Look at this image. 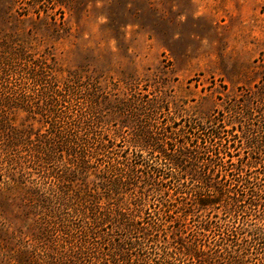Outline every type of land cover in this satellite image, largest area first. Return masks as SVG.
<instances>
[{
  "label": "rangeland",
  "instance_id": "obj_1",
  "mask_svg": "<svg viewBox=\"0 0 264 264\" xmlns=\"http://www.w3.org/2000/svg\"><path fill=\"white\" fill-rule=\"evenodd\" d=\"M0 43L11 46L1 49L4 56L22 50L32 59L29 65L17 62L21 71L9 76L8 85H28L23 69L35 61L65 96L60 113L75 117L88 112L85 93L90 86L114 99L123 97L128 85L171 100V113L163 111L153 121V130L167 136L211 128L234 131L241 141L236 153L242 156L252 149L241 130L247 133L249 127L251 135L264 137L259 126L264 123V0H0ZM67 87L75 94L64 91ZM248 107L251 119L241 115ZM100 109L103 119L90 122L88 130L120 129V119ZM167 113L177 124L167 120ZM207 115L215 117L213 125ZM2 116L29 132V146H44L41 142L53 137L41 114L14 109L0 110ZM190 118L202 126L189 124ZM133 130L122 127L110 145L126 148L124 139ZM12 136L17 137L11 131L0 133V264H78L80 255L87 258L97 247L107 251L100 235L111 239L124 232L93 228L88 216L79 215L75 197L82 181L62 184L46 177L41 165L2 162L4 144ZM22 154L29 153L25 149ZM55 154L48 167L65 174V153ZM260 159L264 163V154ZM252 169L264 173V167ZM68 186L72 191L64 193Z\"/></svg>",
  "mask_w": 264,
  "mask_h": 264
},
{
  "label": "trees",
  "instance_id": "obj_2",
  "mask_svg": "<svg viewBox=\"0 0 264 264\" xmlns=\"http://www.w3.org/2000/svg\"><path fill=\"white\" fill-rule=\"evenodd\" d=\"M2 48L11 46L0 43V110L41 114L53 134L52 142L29 146L33 143L29 132L2 116L0 133L17 135L4 144L2 162L41 165L46 177L58 178L62 184L80 179L82 188L75 197L79 215L88 216L93 228L124 232L111 239L100 235L99 243L107 251L97 247L87 258L80 255L78 264H264V173L253 174L252 169L264 167L260 161L264 137L251 135L249 127L247 133L241 130L252 149L242 156L236 153L241 141L235 140L239 136L234 131L224 134L211 128L167 136L153 130V121L163 111L171 113V100L154 95L149 88L136 90L128 85L123 97L114 99L97 85L90 86L85 93L88 112L75 117L60 113L65 96L35 61L31 69H23L28 85H8L9 76L21 71L17 62L24 60L29 65L32 59L22 50L4 56ZM64 91L75 94L71 87ZM101 107L111 111L110 118L120 119V129L134 128L131 137L123 136L126 148L117 150L110 145L120 129L108 133L88 130L90 122L103 119ZM251 112L248 107L241 115L251 119ZM168 113L165 117L174 126L177 123ZM192 119L189 124L202 126ZM206 119L213 125L215 117L207 115ZM263 124H259L261 131ZM25 149L29 154H22ZM56 152L65 153L61 155L66 159L65 174L48 167L57 159ZM166 173L169 176L164 177ZM89 177L90 184L86 183ZM62 190L72 191L69 186Z\"/></svg>",
  "mask_w": 264,
  "mask_h": 264
}]
</instances>
